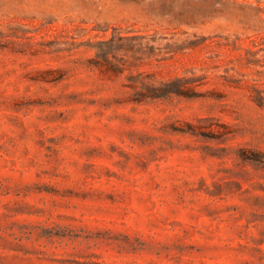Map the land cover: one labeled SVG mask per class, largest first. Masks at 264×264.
Wrapping results in <instances>:
<instances>
[{
    "label": "rangeland",
    "instance_id": "1",
    "mask_svg": "<svg viewBox=\"0 0 264 264\" xmlns=\"http://www.w3.org/2000/svg\"><path fill=\"white\" fill-rule=\"evenodd\" d=\"M0 264H264V0H0Z\"/></svg>",
    "mask_w": 264,
    "mask_h": 264
}]
</instances>
